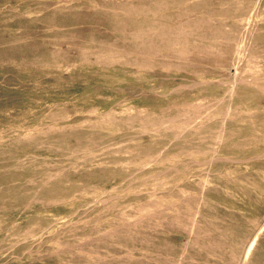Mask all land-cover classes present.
I'll return each mask as SVG.
<instances>
[{"label":"rangeland","instance_id":"obj_1","mask_svg":"<svg viewBox=\"0 0 264 264\" xmlns=\"http://www.w3.org/2000/svg\"><path fill=\"white\" fill-rule=\"evenodd\" d=\"M262 86L264 0H0V264H264Z\"/></svg>","mask_w":264,"mask_h":264},{"label":"bare ground","instance_id":"obj_2","mask_svg":"<svg viewBox=\"0 0 264 264\" xmlns=\"http://www.w3.org/2000/svg\"><path fill=\"white\" fill-rule=\"evenodd\" d=\"M126 18H127V17H126ZM143 27H144V26H143ZM143 27H142V28H143ZM147 27H148V26H147ZM147 27H146V28H147ZM143 29H144V28H143ZM253 56H254V55H253ZM247 78H248V77H247ZM243 81H244V80H243ZM245 82H246V81H245ZM253 82H254V81H253ZM253 82H252V83H253ZM239 83H240V82H239ZM262 83H263V82H262ZM244 84H246V83H244ZM237 85H238V84H237ZM233 86H234V85H233ZM243 87H244V86H243ZM255 87L258 88V86H255ZM262 87H263V86H262ZM226 89H227V88H226ZM226 89H225V90H226ZM239 89H241V88H239ZM259 89H260V88H259ZM263 89H264V87H263ZM263 89L261 88L262 91H263ZM262 91H261V92H262ZM234 92H235V91H234ZM259 93H260V92H259ZM237 94H239V92H238ZM243 94H244V93H243ZM241 95H242V94H241ZM240 98H241V97H240ZM243 98H245V97H243ZM218 100H219V99H218ZM221 101H222V100H221ZM240 102H241V101H240ZM244 102H245V101H244ZM250 103H251V102H250ZM238 105H239V104H238ZM235 106H236V105H235ZM246 106H247V105H246ZM235 108H236V107H235ZM243 108H244V107H243ZM239 110H241V109H239ZM239 110H238V111H239ZM233 111H234V110H233ZM239 112H240V111H239ZM231 114H232V113H231ZM238 114H239V113H238ZM233 115H235V114L233 113ZM236 115H237V114H236ZM241 115H242V114H241ZM241 115H240V116H241ZM237 116H238V115H237ZM242 116H243V115H242ZM247 116H248V115H247ZM132 117H133V116H132ZM234 117H235V116H234ZM249 117H250V116H249ZM128 118H129V117H128ZM130 118H131V117H130ZM130 118H129V119H130ZM211 118H212V117H211ZM129 119H128V120H129ZM133 119H134V118H133ZM233 119H234V118H233ZM262 119H263V118H261V120H262ZM236 120H237V119H235V121H236ZM244 120H245V118H244ZM259 120H260V119H259ZM237 122H238V121H237ZM262 123H263V122H262ZM129 125H130V124H129ZM187 125H188V124H187ZM211 125H212V124H211ZM207 126H208V125H207ZM215 126H216V125H214V128H215ZM220 126H221V125H220ZM239 126H240V124H239ZM242 126H243V125H242ZM244 126H245V125H244ZM262 126H263V125H262ZM184 127H185V126H184ZM263 127H264V126H263ZM211 128H212V127H211ZM214 128H213V129H214ZM221 128H222V127H221ZM230 129H231V128H230ZM233 129H234V128H233ZM247 129H251V127H250V128H247ZM214 130H215V129H214ZM228 130H229V129H228ZM252 130H253V129H252ZM211 131H212V130H211ZM258 131H259V130H258ZM263 131H264V128H263ZM170 132H171V131H170ZM245 132H246V131H245ZM192 133H193V132H192ZM229 133H230V132H229ZM249 134H250V132H249ZM187 135H188V134H187ZM187 135H186V136H187ZM192 135H193V134H192ZM243 135H244V133H243ZM247 135H248V134H247ZM188 137H189V136H188ZM263 139H264V138H263ZM190 140H191V139H189L188 141H190ZM186 141H187V140H186ZM188 141H187V142H188ZM86 142H87V141H86ZM184 142H185V141H184ZM179 143H180V142H179ZM182 143H183V141H182ZM180 144H181V143H180ZM183 144H185V143H183ZM183 144H181V145L183 146ZM89 146H90V145H89ZM74 161H75V160H74ZM165 171H166V170H165Z\"/></svg>","mask_w":264,"mask_h":264}]
</instances>
